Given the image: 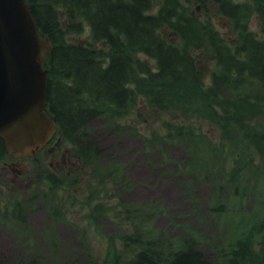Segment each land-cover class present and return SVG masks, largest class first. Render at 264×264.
Here are the masks:
<instances>
[{
	"label": "trees",
	"instance_id": "16d2710c",
	"mask_svg": "<svg viewBox=\"0 0 264 264\" xmlns=\"http://www.w3.org/2000/svg\"><path fill=\"white\" fill-rule=\"evenodd\" d=\"M208 1L215 3L219 11L235 23L242 17L238 15L243 11V4L234 0ZM28 2L38 31L52 43L45 62L49 70L47 113L55 122L62 142L88 167L90 178H99L98 186L89 191L86 201L93 202L99 193L117 198L120 209L115 215L130 231L123 241L130 247L131 257L123 264H208L197 235L164 237L153 226L158 215L156 207L149 203H123L121 197L127 195V190L116 158L102 162L103 150L92 141L89 125L94 119L102 118L114 134L126 135L128 127L120 120L141 94L144 106L155 114L179 112L195 117L200 123L217 126L222 131L223 141L180 122L162 124L164 131L161 132L160 129L148 131L143 134V141L157 145L171 142L172 146L182 147L190 160L186 171L178 175L186 177L183 191L187 192L190 204L197 207L194 184L208 179L211 181L208 184L212 185L208 212L223 213L231 198L245 192L247 186L241 184L240 178L254 169L255 155L264 156L261 124L264 122V40L242 30L234 43H227L206 22L192 21L185 16V10L174 12L171 6L163 4L156 14L148 13L150 0ZM259 3L264 27V0ZM63 17L65 23H62ZM82 24L89 27L91 42H68V35L82 32ZM166 33L177 42L165 38ZM99 42L108 49L104 57L100 55L102 52L98 55L94 47ZM138 53L152 59L153 66L136 59ZM206 58L213 60L218 69L211 71L209 85H205V73L199 65ZM131 68L138 74L130 73ZM131 79L135 81L134 90L130 87ZM225 141L230 143L231 168L228 171L216 165L223 158L218 147L226 145ZM201 155L205 163L198 164ZM5 156L0 139V160ZM43 173L47 174L45 180L53 190L72 186L81 172L71 180L66 175L55 177L46 170ZM106 182L113 186L112 190L105 188ZM24 209L19 204L13 209L18 212L19 220ZM56 211L54 208V217ZM92 212H100L98 204ZM263 228L264 219L253 225V230ZM210 245L218 264H264V253L260 255L253 249L249 236ZM79 261V257L71 254L65 264H79ZM87 263L96 264L92 259ZM108 264L120 263L113 260Z\"/></svg>",
	"mask_w": 264,
	"mask_h": 264
},
{
	"label": "rangeland",
	"instance_id": "374dc122",
	"mask_svg": "<svg viewBox=\"0 0 264 264\" xmlns=\"http://www.w3.org/2000/svg\"><path fill=\"white\" fill-rule=\"evenodd\" d=\"M173 11L182 13L192 21L210 25L227 43H234L242 30L264 40V27L261 12L258 9L261 0H235L243 4L235 23L219 11L215 3L208 0H166ZM165 0H150L148 13L156 14ZM176 8V9H175ZM65 23V18H62ZM77 23V22H72ZM165 38L174 36L166 33ZM68 42L87 44L91 36L87 25L82 24L80 34H70ZM95 49L105 56L108 51L103 42L95 44ZM135 58L150 67L154 62L145 55L138 53ZM204 71V83H209V75L213 70L214 61L203 59L199 62ZM134 74H138L131 68ZM133 78V77H132ZM134 83H133V82ZM130 87L134 90L135 81L131 79ZM180 122L189 125L193 130L202 129L215 139L223 141L222 131L208 122L200 123L195 117L175 113H153L143 104V97L138 95L135 105L120 120L127 125L126 135L114 134L105 119H94L90 125V137L103 153L101 160L107 162L115 157L122 183L127 195L121 197L125 205L149 203L156 207L158 215L153 223L160 235L186 237L197 235L208 264H218L211 251L210 243H228L240 236H249L253 249L260 255L264 253V228L253 230V225L264 219V156L255 155L253 168L246 176L240 178L246 185L245 192L237 198H231L225 206V212H208L207 200L212 185L210 180L197 181L193 189L197 193V207L193 208L187 192L183 189L186 177L182 172L187 169L190 157L180 146L151 144L143 141V134L148 131H164V123ZM264 128V122L261 123ZM132 131V132H131ZM136 131V132H135ZM140 134V135H139ZM220 145L223 158L216 165L231 168L229 160L230 143ZM53 146V143L49 145ZM228 146V147H227ZM249 152V151H248ZM205 163L201 155L198 164ZM42 169V173L38 170ZM216 168V167H215ZM46 170L55 177L66 174L71 180L77 173L78 180L70 187L50 190L45 180ZM257 170V171H256ZM99 178L91 179L88 167L74 157L71 147L63 143L52 153L43 156L39 152L36 160H16L6 155L0 160V262H30L31 264H65L71 254L80 258L79 264H88L92 259L96 264H108L117 261L123 264L131 257L130 247L124 245L123 238L130 231L120 223L117 198H110L103 193L91 203L86 201L89 191L98 186ZM92 186V187H91ZM105 188L113 186L106 182ZM42 195V198L36 196ZM242 194V195H241ZM227 197V195H226ZM29 200L33 201L32 203ZM43 200V201H42ZM17 204L26 208L21 220L13 218L11 211ZM99 205V213H93V207ZM56 217L53 215V209ZM136 209L138 207H135ZM17 213V212H16ZM16 217V216H15ZM200 241V240H199Z\"/></svg>",
	"mask_w": 264,
	"mask_h": 264
},
{
	"label": "water",
	"instance_id": "95a60500",
	"mask_svg": "<svg viewBox=\"0 0 264 264\" xmlns=\"http://www.w3.org/2000/svg\"><path fill=\"white\" fill-rule=\"evenodd\" d=\"M51 47L26 0H0V138L14 158L34 154L56 132L45 113Z\"/></svg>",
	"mask_w": 264,
	"mask_h": 264
}]
</instances>
